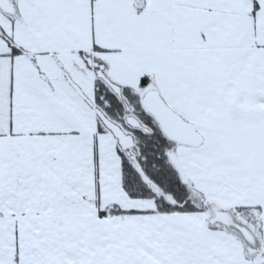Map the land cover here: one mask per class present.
<instances>
[{
    "label": "snow or ice",
    "instance_id": "snow-or-ice-1",
    "mask_svg": "<svg viewBox=\"0 0 264 264\" xmlns=\"http://www.w3.org/2000/svg\"><path fill=\"white\" fill-rule=\"evenodd\" d=\"M0 264H264V0H0Z\"/></svg>",
    "mask_w": 264,
    "mask_h": 264
}]
</instances>
